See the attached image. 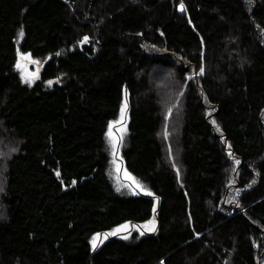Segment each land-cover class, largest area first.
I'll list each match as a JSON object with an SVG mask.
<instances>
[{
	"label": "trees",
	"instance_id": "16d2710c",
	"mask_svg": "<svg viewBox=\"0 0 264 264\" xmlns=\"http://www.w3.org/2000/svg\"><path fill=\"white\" fill-rule=\"evenodd\" d=\"M180 2L0 0V264H264V0Z\"/></svg>",
	"mask_w": 264,
	"mask_h": 264
},
{
	"label": "snow or ice",
	"instance_id": "6c2138e0",
	"mask_svg": "<svg viewBox=\"0 0 264 264\" xmlns=\"http://www.w3.org/2000/svg\"><path fill=\"white\" fill-rule=\"evenodd\" d=\"M255 2V0H248V4L251 6L253 5ZM179 11L180 12H186L187 8L185 6V4L183 3V0H181L180 4H179ZM189 22H191L189 20ZM24 35V33L21 31L20 36L22 37ZM84 41H88V37H84L83 38ZM201 42L203 43V40L201 38ZM18 56H19V60L16 63V68L19 69L22 73H24L22 75V79L23 82L25 84H31L32 82H34L35 80L39 79V76L37 74H30L27 73L25 71L26 68V64L27 63H32V64H39V61L37 60H33L31 57V53H21L18 51ZM205 73V69L203 66H201L199 68V75L203 76ZM189 79H191V77H189ZM52 81H49V84H51ZM127 109H128V105H127V100H125L123 107L120 109V120L119 121H112L109 123L108 128H107V132L106 135L108 137V141L109 144L111 146V151L113 156H115L117 154V152L119 151V148L121 147V142L123 140V130H124V125L123 123H121L123 120L126 119V114H127ZM171 114V112L169 111V115ZM213 123H215V121H213ZM119 124L120 128H121V135L118 137L117 135H114L113 133V129L114 127ZM229 148H231V145H228ZM229 156L232 155L231 152L228 153ZM236 163L239 164L240 161L236 160ZM177 172H179V170H177ZM125 175H128L127 173H125ZM56 176L57 178H59L60 173L59 171L56 172ZM130 179H133L131 177H129ZM73 184H75V181L72 182ZM2 190V189H0ZM119 190V189H117ZM143 191V189H141ZM134 194H140L139 192L134 193ZM143 194L146 196H153L154 194L150 191H143ZM157 202H158V198H157ZM153 212H155V208H153ZM138 231L140 236H143L145 234V231H149V232H155L156 231V221L155 218L147 221L144 225L142 226H135L133 229H130L129 224L125 223L122 225H119L117 228H115L114 230L107 232V233H97L96 235H94L92 237L91 240V247H92V251L95 252L97 250L98 247H100L99 241L101 240V237L103 240H107L109 237L112 236H117L120 237L121 239L124 240H128L130 238L131 235V231Z\"/></svg>",
	"mask_w": 264,
	"mask_h": 264
},
{
	"label": "rangeland",
	"instance_id": "374dc122",
	"mask_svg": "<svg viewBox=\"0 0 264 264\" xmlns=\"http://www.w3.org/2000/svg\"><path fill=\"white\" fill-rule=\"evenodd\" d=\"M25 71L27 72V73H30V74H36L37 73V70H34V67H33V65H32V63H27L26 64V68H25ZM24 73H22V75H23ZM120 120V119H119ZM118 120V121H119ZM121 123H123V125H124V130H123V135H124V133H125V130H126V126H125V124H124V120L121 122ZM113 133H114V135H117L118 137L121 135V128H120V125L119 124H117L115 127H114V129H113ZM115 173H114V177H115V179L117 180V181H120L121 182V179L120 178H122V179H124V180H126V181H130V183H132V184H135V185H137L136 184V182L133 180V179H130L129 177H131L127 172H125L124 171V169L122 170V167H121V165H120V163H116L115 164ZM125 173H127L128 175H125ZM132 178V177H131ZM115 184H116V186H118L119 188H123L124 186H126L127 184H122V183H118V182H114ZM142 225H144V224H142ZM129 227L131 228V225L129 224Z\"/></svg>",
	"mask_w": 264,
	"mask_h": 264
},
{
	"label": "water",
	"instance_id": "95a60500",
	"mask_svg": "<svg viewBox=\"0 0 264 264\" xmlns=\"http://www.w3.org/2000/svg\"><path fill=\"white\" fill-rule=\"evenodd\" d=\"M75 186H76V183L73 184V185L71 186V188H72V187H75ZM64 190H66V187H64Z\"/></svg>",
	"mask_w": 264,
	"mask_h": 264
}]
</instances>
